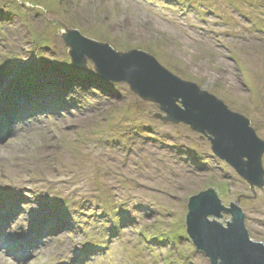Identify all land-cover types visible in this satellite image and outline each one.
<instances>
[{
  "label": "rangeland",
  "instance_id": "rangeland-1",
  "mask_svg": "<svg viewBox=\"0 0 264 264\" xmlns=\"http://www.w3.org/2000/svg\"><path fill=\"white\" fill-rule=\"evenodd\" d=\"M64 27L145 52L264 143V0H0V264H209L186 228L189 198L207 189L264 245V185L87 58L73 67Z\"/></svg>",
  "mask_w": 264,
  "mask_h": 264
},
{
  "label": "water",
  "instance_id": "water-1",
  "mask_svg": "<svg viewBox=\"0 0 264 264\" xmlns=\"http://www.w3.org/2000/svg\"><path fill=\"white\" fill-rule=\"evenodd\" d=\"M63 29L61 37L73 67L85 68L87 58L99 78L128 84L129 90L143 101L157 104L163 115L157 113L156 119L189 126L207 136L216 158L225 161L250 188L263 187L264 143L246 117L230 112L210 93L178 79L141 50L121 53L106 43L86 38L76 29ZM187 205V234L209 264H264V245L247 237L244 216L237 204L223 207L217 193L207 189L191 196ZM222 212L231 215L224 226L209 220L213 216L222 218Z\"/></svg>",
  "mask_w": 264,
  "mask_h": 264
},
{
  "label": "bare ground",
  "instance_id": "bare-ground-1",
  "mask_svg": "<svg viewBox=\"0 0 264 264\" xmlns=\"http://www.w3.org/2000/svg\"><path fill=\"white\" fill-rule=\"evenodd\" d=\"M9 22V21H8ZM6 24V23H5ZM16 24H17V22H16ZM46 72V71H45ZM111 83H113V82H111ZM116 84V83H115ZM56 86V85H55ZM58 86V85H57ZM59 88V87H58ZM13 104V103H12ZM15 106V105H14ZM20 106V105H19ZM40 106V105H39ZM16 108H18V104L15 106ZM40 107H42V105L40 106ZM40 107H37V109L36 110H38V109H40V110H42L43 111V109L42 108H40ZM6 109H11V105H9V107H5ZM34 110V109H33ZM9 113H12L11 111H8ZM27 112H30L29 110H28V108H26L25 110L23 109V110H19V111H16L15 112V114L12 116V118H10V116H8L7 114H6V118H5V120L4 121H6V122H9V123H11V120H12V122H15V120H16V122H17V120L18 119H20L21 117H23V118H27L28 116H26V113ZM12 115V114H11ZM30 116V115H29ZM25 118V119H26ZM30 118V117H29ZM1 120H2V117H1ZM15 125H16V123H15ZM8 126V125H7ZM9 129H7L6 130V128H4V132H5V134H7L8 132H12V130H14L16 127H14V128H10V127H8ZM2 214L3 213H0V225H4V226H0V236H2V239L6 242V241H8V238H7V231H5V227H6V224H4V222H2ZM10 215H11V217H16V213H13L12 211L10 212ZM43 216H42V218H44L45 217V213H43L42 214ZM44 220H46V219H44ZM13 221V220H12ZM14 221H17L16 220V218H15V220ZM13 221V222H14ZM18 224V223H17ZM57 224V223H56ZM57 226V225H56ZM30 236H28V238H29ZM23 243V242H22Z\"/></svg>",
  "mask_w": 264,
  "mask_h": 264
}]
</instances>
